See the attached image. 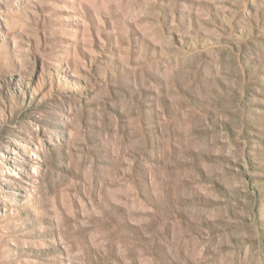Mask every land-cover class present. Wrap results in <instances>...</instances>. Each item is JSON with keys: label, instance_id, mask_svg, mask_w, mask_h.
I'll list each match as a JSON object with an SVG mask.
<instances>
[{"label": "rangeland", "instance_id": "1", "mask_svg": "<svg viewBox=\"0 0 264 264\" xmlns=\"http://www.w3.org/2000/svg\"><path fill=\"white\" fill-rule=\"evenodd\" d=\"M0 264H264V0H0Z\"/></svg>", "mask_w": 264, "mask_h": 264}]
</instances>
